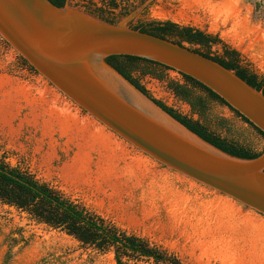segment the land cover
Wrapping results in <instances>:
<instances>
[{
    "label": "rangeland",
    "instance_id": "374dc122",
    "mask_svg": "<svg viewBox=\"0 0 264 264\" xmlns=\"http://www.w3.org/2000/svg\"><path fill=\"white\" fill-rule=\"evenodd\" d=\"M69 0L83 11L102 9L128 25L169 20L215 35L209 47L238 53L239 63L264 78V0ZM128 11L124 14V11ZM95 16V15H94ZM198 47L197 45H193ZM165 80L133 76L148 94L196 119L166 87L183 82L157 68ZM205 125L220 136L260 151L264 140L227 106L208 102ZM46 183L105 224L174 254L181 264H264V217L156 163L88 117L44 81L0 38V157ZM254 222V223H253ZM124 264H157L123 256ZM0 264H115L62 227L36 221L0 200ZM161 264V263H158Z\"/></svg>",
    "mask_w": 264,
    "mask_h": 264
},
{
    "label": "water",
    "instance_id": "95a60500",
    "mask_svg": "<svg viewBox=\"0 0 264 264\" xmlns=\"http://www.w3.org/2000/svg\"><path fill=\"white\" fill-rule=\"evenodd\" d=\"M140 9V8H139ZM138 9V10H139ZM50 0H0V38L67 101L156 163L264 217V148L231 156L170 116L106 58L130 55L201 83L264 134V96L212 59Z\"/></svg>",
    "mask_w": 264,
    "mask_h": 264
},
{
    "label": "trees",
    "instance_id": "16d2710c",
    "mask_svg": "<svg viewBox=\"0 0 264 264\" xmlns=\"http://www.w3.org/2000/svg\"><path fill=\"white\" fill-rule=\"evenodd\" d=\"M50 1L57 6H62L65 2V0ZM260 2V0H254L252 3L253 16L255 17L260 14ZM106 3H109L112 8L118 6L116 0H107ZM87 12L104 21L114 23L113 20L105 16L101 8ZM127 12L125 10L124 14H127ZM129 26L132 29H138L142 32L169 39L179 45L186 44L190 49L234 71L239 78L260 91L264 96V78L259 77L242 66L239 63L238 53L235 49L222 45L220 54L210 53L209 47L212 44L220 42L217 36L206 34L201 30L189 26H180L169 20L150 21L135 25L129 24ZM193 45H197L198 47L193 48ZM22 61L26 63L23 59ZM106 61L170 116L221 151L234 157L251 159L259 155L264 148L263 144L260 151H254L210 130L202 120L205 119L208 111V102L215 100L227 106L259 133L264 140V134L260 130L254 127L237 111L229 107L215 93L191 77L178 73L182 77L183 82L179 83L174 80H167L166 87L176 98L188 104L191 112L197 115L196 119L182 115L174 108L152 98L133 76V73L138 72L139 75H149L159 80H165L164 75L158 73L155 69H172L157 62L130 55H112L107 57ZM0 200L26 210L38 222L53 227L64 228L68 234L73 235L83 243L96 247L100 251L112 248L115 264H124L122 257L130 255L151 259L157 264H181L174 254L149 246L144 239L125 234L114 226L105 224L97 216L86 212L83 208L72 203L46 183L36 180L27 170L20 169L17 165L10 166L3 160V156L0 157Z\"/></svg>",
    "mask_w": 264,
    "mask_h": 264
},
{
    "label": "bare ground",
    "instance_id": "6f19581e",
    "mask_svg": "<svg viewBox=\"0 0 264 264\" xmlns=\"http://www.w3.org/2000/svg\"><path fill=\"white\" fill-rule=\"evenodd\" d=\"M254 223V222H253Z\"/></svg>",
    "mask_w": 264,
    "mask_h": 264
}]
</instances>
